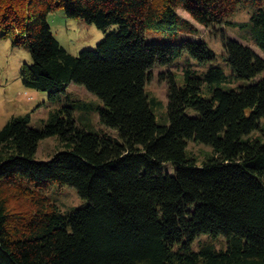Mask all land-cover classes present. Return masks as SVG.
I'll return each mask as SVG.
<instances>
[{
    "label": "trees",
    "instance_id": "trees-1",
    "mask_svg": "<svg viewBox=\"0 0 264 264\" xmlns=\"http://www.w3.org/2000/svg\"><path fill=\"white\" fill-rule=\"evenodd\" d=\"M248 3L244 25L264 52V0H0V34L32 56L23 83L52 103L67 99L41 128L28 114L0 129V264H264V57L223 32L222 57L244 83L228 89L218 63L204 73L188 67L183 85L170 72L168 124L147 91L153 68L183 51L216 60L206 42L179 40L197 31L179 9L215 28ZM58 8L119 28L76 55L50 25ZM150 29L170 42L147 41ZM71 83L102 100L101 122L118 137L77 124ZM50 136L62 149L39 161ZM190 142L212 148L202 165ZM56 183L75 187L86 205L63 212L48 195Z\"/></svg>",
    "mask_w": 264,
    "mask_h": 264
},
{
    "label": "rangeland",
    "instance_id": "rangeland-1",
    "mask_svg": "<svg viewBox=\"0 0 264 264\" xmlns=\"http://www.w3.org/2000/svg\"><path fill=\"white\" fill-rule=\"evenodd\" d=\"M253 11V4H243L228 19L227 22L217 25L215 28L208 27L197 22L183 9H179L182 17L186 18L196 27L195 33L181 34L179 40L188 38L196 41H204L211 47L217 57L215 61L199 62L191 57L187 51L174 61L167 64H157L152 70V77L147 84V91L151 96L157 98L161 104L154 107V112L160 124H168V90L169 80L167 79L170 72L175 74L179 85L185 83V73L188 67L199 73L206 72L212 64H221L231 82L226 83L228 89L237 88L244 83L242 80H233V73L230 65L224 61L222 55L225 51L223 45V32L228 37L238 40L239 42L252 47L257 53L264 57V52L258 46L254 33L250 26L244 25L249 22ZM49 22L55 36L61 44L71 53L79 55L86 49H95L98 44L112 31L118 30V25L109 27L106 31L100 29L95 24H91L84 19L69 18L64 9L58 8L49 14ZM147 41L152 42H170L171 38L168 33L160 30L150 29L145 34ZM182 37V38H181ZM181 38V39H180ZM32 63V56L27 45L14 46L11 39H5L0 34V129L13 116L31 115L30 125L41 128L42 125L50 118L51 111L55 107H60L66 103V100L56 104L50 101V95L47 91H40L27 87L21 77V70L24 64ZM70 99L75 103L74 116L77 124L89 131L100 132L118 137L116 130L107 127L100 119V106L102 100L90 92L85 86L71 83L67 87ZM65 99V98H64ZM77 101V102H76ZM77 103L79 105L77 106ZM188 114L195 116L198 113L194 109H189ZM62 149L57 136H50L42 139L36 153V159L45 161L51 159L54 154ZM189 150L196 155L199 164L207 156L211 155L212 148L204 144L195 142L189 143ZM169 171H173L169 167ZM51 200L55 201L63 212H72L86 205L78 190L69 185L56 183L48 190ZM208 237L203 235L199 240L205 241ZM193 243L194 249H198V241ZM225 242L223 238L216 240V245L222 246Z\"/></svg>",
    "mask_w": 264,
    "mask_h": 264
}]
</instances>
